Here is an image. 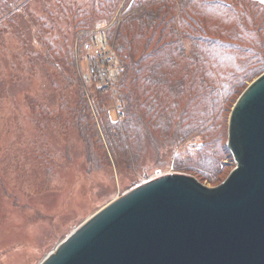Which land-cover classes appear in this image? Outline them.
<instances>
[{
  "label": "rangeland",
  "instance_id": "374dc122",
  "mask_svg": "<svg viewBox=\"0 0 264 264\" xmlns=\"http://www.w3.org/2000/svg\"><path fill=\"white\" fill-rule=\"evenodd\" d=\"M221 2L223 17L190 4L171 10L161 24L132 22L126 28L124 11L116 10L104 22L91 19L87 29L77 16L92 11V0H3L0 264H38L97 210L162 174L184 172L209 186L227 177L235 166L227 147L231 108L264 71V0ZM14 4L20 6L11 15ZM234 8L242 19L229 16ZM194 21L204 33L238 43L235 53L218 41L204 55L200 44L170 34L173 28L189 30ZM102 31L123 66L122 80L132 85L135 124L126 119L128 96L120 94V83L114 86L120 77L108 89L82 81L87 45ZM153 60L160 65L151 73L146 65ZM151 75L160 79L158 89ZM78 89L101 144L71 120ZM98 96L120 132L132 127L124 143L106 138ZM97 149L100 157L91 152Z\"/></svg>",
  "mask_w": 264,
  "mask_h": 264
},
{
  "label": "water",
  "instance_id": "95a60500",
  "mask_svg": "<svg viewBox=\"0 0 264 264\" xmlns=\"http://www.w3.org/2000/svg\"><path fill=\"white\" fill-rule=\"evenodd\" d=\"M219 184L170 172L113 199L38 264H264V71L237 97Z\"/></svg>",
  "mask_w": 264,
  "mask_h": 264
},
{
  "label": "trees",
  "instance_id": "16d2710c",
  "mask_svg": "<svg viewBox=\"0 0 264 264\" xmlns=\"http://www.w3.org/2000/svg\"><path fill=\"white\" fill-rule=\"evenodd\" d=\"M8 1L11 2V0H8ZM13 1H14V3H16L18 0H13ZM31 1H34V0H31ZM25 2L27 3V2H29V0H25ZM75 3H77V2H73V4H75ZM20 4H18V5L14 4V6L13 5L9 6L11 9V10H9V13H11L12 10L16 12V9L18 8V6H20ZM190 4L193 5L192 10H195V9L199 10V9L205 7L206 9L211 10V11H213V12H215V13H217L223 17V13L221 10V6H223V3L221 2V0H92V11L90 13H86L84 16H81V15L77 16L76 13H75V15L77 17H79L81 20V22H80L81 25H79V26L83 27V28H87V29L94 25L90 22L91 19L104 22L105 20H108L116 10L124 11L122 14L124 21H125L123 23V25H126V28H127L128 23H132V22L138 23L140 25L142 23H144V24H147L148 26H152V24H157V23L161 24L164 21L165 17L170 14L171 10L176 9V8H179V10L187 9L190 6ZM0 5H1V8L4 11H6L3 0H0ZM120 5H121V9H119ZM82 6H84V5H80L76 9V12L81 11ZM25 7H26V5H24V10H25ZM95 7H98V9H95ZM15 12L11 13V15L14 14ZM21 13H22V11H21ZM230 13L231 14L229 16L231 18L233 16H235L234 18L237 17L240 20L243 17V14H240V13L236 14L235 8H234V10L230 11ZM3 16H4V12L0 11V22L3 18ZM85 16H86V18H85ZM88 18H89V20H87ZM194 23L196 25H192L191 27H189V30H182L181 32H178V30L173 28L170 31V34L176 35V34L180 33L181 35L189 38L192 42L200 44L201 51L204 53V55H205V52H211L210 47L215 45L218 41L225 44V47L231 48V50L228 51L229 53H231V54L235 53L234 46H236L235 44H238V43H234V42H230V41H223L222 39H220L218 37H213L210 34L208 35V34L204 33V27L202 26L201 22L194 21ZM0 27H1V23H0ZM58 30L61 31V28L58 27ZM128 33L130 34L129 29H128ZM247 48L248 47H246L245 49H247ZM49 50L50 49L48 48L47 52ZM154 55H155V53L154 54L152 53V55L150 57L152 59H156L157 57ZM154 61L155 60H153L151 62V64L146 65V69L148 72L153 73V72H155V69L157 67H159L160 63L157 64ZM148 76H150V75L144 76L143 79H145ZM151 77L154 80L155 88L158 89V87H160V85H161L160 79H156L152 75H151ZM120 78H121V76H120ZM136 79L139 81L140 78L137 76ZM121 80H122V78H121ZM118 81L114 84V86L120 83V85H121L120 88L122 90V91H120V94H122L124 96H128V98H127L128 100L125 99V102H126L127 106L130 104V106L126 110V116H127L126 119L128 122H131L130 119H132V121H134L135 120V117H134L135 112H134V106H133L134 96L129 98L131 96V94H133V92L130 88V87H132V85L131 84L129 85L126 81H125L126 82L125 83L124 80H122L121 82H118ZM68 85H69V83L67 84V86ZM230 85L232 86V84H230ZM76 93H77V95L79 94V98L77 101L78 105L76 103L77 108L74 107V109L72 111L71 120L73 121L74 124L83 125L87 129V131L85 132V135L88 136L87 137L88 139H94L93 142H95L97 144H99V143L101 144V142L103 140H102V137H100V135L98 134V131L95 130L97 123L95 122L94 118L91 115L92 113L90 111V108L85 103L86 102L85 93L82 92V89L81 90L78 89V91L76 90ZM101 95H102V97H106L105 94H101ZM137 97H135V98L137 99V102H138L139 99H141V98L138 95H137ZM97 99H98L97 100L98 105L100 106V108H102L101 113H102V116L104 117L103 125H104V128H106L105 129L106 130L105 136L108 139L109 143H112V142H114L115 144H117V142L124 143L127 139H129V136L132 135V133H133L132 127L129 126L127 128L128 132H125V133L120 132L119 127H118L119 123L115 122L111 118L109 113H108V116H106L104 114V112H105V110L103 108L104 105L101 104L100 96H98ZM143 103L144 102L142 101V104ZM79 105L82 108H80ZM82 120L84 121L85 125L82 123ZM116 123L118 125H116ZM135 123L136 122L134 121V124ZM124 136H125V138H124ZM101 150L104 152L103 148ZM102 151H99L97 149V150H94L91 152L94 153V156H99V152H101L103 155Z\"/></svg>",
  "mask_w": 264,
  "mask_h": 264
},
{
  "label": "built area",
  "instance_id": "2783aa9c",
  "mask_svg": "<svg viewBox=\"0 0 264 264\" xmlns=\"http://www.w3.org/2000/svg\"><path fill=\"white\" fill-rule=\"evenodd\" d=\"M87 47L88 50L84 55L86 66L84 69L81 68L83 83L87 85L95 83L106 89L112 87L123 71L114 47L108 43L103 31L98 32L96 37H93L92 44L88 43Z\"/></svg>",
  "mask_w": 264,
  "mask_h": 264
}]
</instances>
